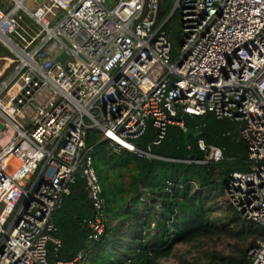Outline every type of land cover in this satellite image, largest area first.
I'll return each mask as SVG.
<instances>
[{"label":"built area","instance_id":"built-area-1","mask_svg":"<svg viewBox=\"0 0 264 264\" xmlns=\"http://www.w3.org/2000/svg\"><path fill=\"white\" fill-rule=\"evenodd\" d=\"M25 1L0 0L1 71H11L0 73V264H49L52 215L78 172L94 213L89 239L104 232L102 188L81 154L88 131L113 152L141 153L132 142L149 126L154 144L169 126L186 130L178 115L240 124L251 170L231 174L225 199L264 227V0H169L165 19L161 0H32L33 11ZM175 13L173 58L165 26ZM198 147L202 164L222 159V149ZM247 259L264 264V241Z\"/></svg>","mask_w":264,"mask_h":264},{"label":"trees","instance_id":"trees-1","mask_svg":"<svg viewBox=\"0 0 264 264\" xmlns=\"http://www.w3.org/2000/svg\"><path fill=\"white\" fill-rule=\"evenodd\" d=\"M171 9L172 2L161 0L159 19H165ZM165 30L174 58L181 43L177 13ZM176 119L198 137H189L186 143L184 130L172 125L160 143L154 144L158 134L149 126L132 143L152 157L126 149L113 152L112 142L95 130L87 132L81 154L90 155L102 188L105 230L97 240L89 239L94 213L78 172L52 215V237L59 246L49 244V264L80 254L84 264H165L174 258L177 246L203 245L214 238L225 239L229 248L221 252L204 249L185 264H249L247 252L264 241V227L244 220L226 199L229 206L224 225L215 223L218 218L213 217L212 209L215 200L225 197L231 174L251 170L239 135L240 124L211 114L178 115ZM199 140L222 149V159L202 164L205 155L199 150Z\"/></svg>","mask_w":264,"mask_h":264},{"label":"rangeland","instance_id":"rangeland-1","mask_svg":"<svg viewBox=\"0 0 264 264\" xmlns=\"http://www.w3.org/2000/svg\"><path fill=\"white\" fill-rule=\"evenodd\" d=\"M2 2L5 3V6L7 8L9 7L7 0H1ZM114 0H109V2H113ZM24 6L30 10L33 11L35 9V6L32 3V0H26L24 2ZM60 15L63 14V12H59ZM22 16L26 18V15L22 13ZM1 47V45H0ZM67 58L65 53H60L57 55V59L60 62L65 61ZM5 64L4 61H0V73L2 74L4 72L5 74H9L11 71H1L2 67ZM0 74V75H1ZM4 79V76H0V81ZM4 132V131H3ZM3 132H0V145L4 146L7 144V139L3 135ZM52 174V171L49 172V175ZM229 204L225 201V197H219L217 200H215L212 203V209H213V217L218 218L215 223L217 225H224L225 224V218H226V210L228 208ZM125 232V231H123ZM121 240H124L123 238H120ZM229 248L228 243L225 239L217 240V239H212V240H207L204 241L203 245L202 244H191V245H179L176 247V251L174 254V258H171L169 260L164 261L165 264H178L184 262H193L194 259H196L197 256H200V253L204 250H216L217 252L224 251L225 249L227 250ZM203 264V263H202Z\"/></svg>","mask_w":264,"mask_h":264},{"label":"water","instance_id":"water-1","mask_svg":"<svg viewBox=\"0 0 264 264\" xmlns=\"http://www.w3.org/2000/svg\"><path fill=\"white\" fill-rule=\"evenodd\" d=\"M43 0H39V2H42ZM0 129H3L2 124H0ZM199 134L195 133L193 130H185L184 131V139L186 141V143H188V139L189 137H198Z\"/></svg>","mask_w":264,"mask_h":264},{"label":"bare ground","instance_id":"bare-ground-1","mask_svg":"<svg viewBox=\"0 0 264 264\" xmlns=\"http://www.w3.org/2000/svg\"><path fill=\"white\" fill-rule=\"evenodd\" d=\"M7 139V138H6Z\"/></svg>","mask_w":264,"mask_h":264}]
</instances>
